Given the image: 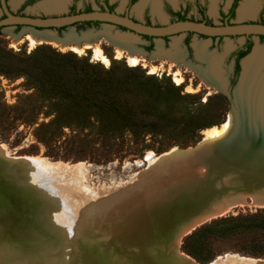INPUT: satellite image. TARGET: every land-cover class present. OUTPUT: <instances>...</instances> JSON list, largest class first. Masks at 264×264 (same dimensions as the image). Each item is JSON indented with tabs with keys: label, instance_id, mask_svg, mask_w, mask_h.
Returning a JSON list of instances; mask_svg holds the SVG:
<instances>
[{
	"label": "rangeland",
	"instance_id": "rangeland-1",
	"mask_svg": "<svg viewBox=\"0 0 264 264\" xmlns=\"http://www.w3.org/2000/svg\"><path fill=\"white\" fill-rule=\"evenodd\" d=\"M44 1L36 0L25 7L23 13L40 17L68 14L73 3V0H67L64 8L50 11L37 7ZM161 1L137 0L129 8L127 0H109V3L113 4L115 11L121 14L128 13L142 21L149 18L155 24H166L171 22L172 18L162 7ZM253 1L254 5L258 4L255 13L241 16L240 11L237 10L232 21L254 20L258 22L260 19L264 20V0ZM25 2L26 0H11L10 6L16 12ZM231 2L232 0H217L216 11H214L212 9L213 0H201L207 10L210 22L217 24H222V15L229 11ZM242 2L244 0H240L238 9ZM167 3L176 10L187 7L188 16L191 18H202L195 0H177L176 2L167 0ZM86 7L103 10L108 8V5L105 0L77 1V9L81 10ZM0 17H2L1 11ZM26 28L25 26L15 27L13 32L20 35ZM74 29L82 36L88 30L98 33L104 31L105 28L101 24L81 23L65 29L64 32L68 33ZM111 29L113 34L117 32L129 33L127 35L131 41L132 39L136 41L132 45L138 50V55L144 56L147 60H153L157 57L155 56L157 53L163 54V62L155 58V64L160 65L161 69L157 73L151 74L149 68L143 65L130 66L126 57L116 58L115 45L113 46L106 37H102L100 40L102 47L111 58L110 66H105L94 60L91 50H88L84 55H79L69 49L62 50L51 44H40L31 50L25 40L12 46L16 35L5 31L1 32L0 54L10 59L8 64L10 68L6 70L0 68V142L6 145L11 155L44 157L49 161H61L72 165L84 162L85 169L77 171L78 175L73 171L74 175L69 173L70 175L62 174L50 178L40 176L37 183L34 184V189L42 197L48 199L46 211H49L48 216L51 215V217L40 221L42 212L30 211L26 201L16 203L18 213L12 211L7 219H2L7 228L0 229V264H93L95 259L97 264H110L111 254L102 253L100 256L101 251L98 253L95 251L97 246L103 249L108 247L123 214L131 208L127 200L137 198L135 203H138L142 196L149 195L144 192L151 183L156 181V175L150 167L151 162L144 160L145 156L150 152L158 155L175 146L187 148L195 145L204 137V131L209 127L197 130L193 134V126L212 123L219 126L232 108L239 110L236 104L237 98L234 95V88L239 81V76L234 87H226V77L229 78L233 65L232 60L227 59V56L230 51L243 47L247 36L214 39L192 35L190 41L192 51L190 53L193 62H187L183 58L179 60V63H175L167 53L170 50L176 51L177 46L175 45H178L183 53H186L187 34L162 40L164 46L159 51L157 45L159 39H154L153 45L150 46V41L143 36L118 27H111ZM20 39H24V37H20ZM251 39L254 42L253 48L257 45L260 48L264 47V38L252 36ZM197 43L207 44V51L210 55L209 63L208 60L199 57L200 60L197 59L195 51ZM37 48V54H39L37 62L40 69L39 72H33L29 70L30 66L27 64L35 59H27L26 55L34 52ZM44 53H47L48 56H45ZM13 56L23 58L21 59L24 60L22 68L28 69L29 77L18 72L21 70L11 68L16 65ZM51 58L62 61L68 59V62L72 63L69 66L72 72L73 70L81 72L86 61L100 68L113 67L112 91L109 92L108 98H113L114 94L116 97L118 96L117 101L131 107L135 124L129 128L114 130L113 127H107L104 124H113L114 120L118 127L122 121L120 118L117 120V117L112 113L104 115L99 110H92L88 113V118L95 119V124L86 121L85 128H81L83 122L78 119L87 115L85 111L80 115L77 112H65L61 119H56L54 114H46L45 111L48 107L44 106L46 102H43V94L33 88L32 83L40 81L41 84L49 85L43 68L50 63ZM212 63L218 65L222 73L221 78L225 83L222 86L223 91L210 86L201 75L202 69L206 74V69ZM171 65V69L179 68L182 72L185 80L182 85L176 84L173 76L169 73ZM126 67H133L134 70L129 71ZM67 74L64 73V75ZM169 82L180 87L183 96L169 91L167 88ZM189 86L192 87V91L188 90ZM211 91L213 92L210 93ZM28 95L32 97L27 98ZM104 117L107 118L103 120ZM64 121H68L67 125L70 126H63ZM143 121H156L154 132L145 133ZM0 162L3 163L4 160L0 159ZM203 171L206 172V169ZM74 176L76 178H73ZM139 182L143 186L139 185ZM155 188L149 186L150 192L153 193L151 190ZM154 195L160 196L161 194ZM106 196L110 198L107 200ZM103 207L107 208L103 209ZM220 216L213 217L212 219H216H210L211 221L208 220L210 221H207L208 223H203L204 226L210 228L207 241L196 242L194 237L188 236L189 233L181 240L180 251L187 254L197 264H231L227 263V260L237 257L244 261H247L245 258H249V262L264 263V207L248 204L236 207ZM55 217H61L62 220L57 228H54L53 225ZM236 218L239 220L236 221ZM221 219H231L233 223L227 227L224 224H228V222L215 225ZM26 221L29 224H40L41 227L32 228L34 229L32 234L30 228L28 229L25 225ZM203 225L201 224L202 227ZM201 226L196 228L197 235L201 233L198 231L202 228ZM27 233L31 235V238H34V242L35 236L39 235L41 237L38 241L39 245L40 242L47 241L54 249L45 250L42 245H38V252L30 254L33 250L27 249L26 243L31 242L30 239L25 240ZM117 244L118 242L115 240L110 243V247ZM199 252L207 259L203 261L198 259L196 254ZM23 253H27L28 256L20 263L18 256ZM80 255L86 256V258L83 259V256ZM122 255L125 256V254ZM120 257L121 253L115 255L111 264H133L130 261L122 262ZM141 257L143 258L141 259ZM136 258V262H140V264L149 263L146 257L140 253Z\"/></svg>",
	"mask_w": 264,
	"mask_h": 264
},
{
	"label": "water",
	"instance_id": "water-1",
	"mask_svg": "<svg viewBox=\"0 0 264 264\" xmlns=\"http://www.w3.org/2000/svg\"><path fill=\"white\" fill-rule=\"evenodd\" d=\"M9 4V0H1L0 11L6 16L0 19V30L1 32L5 31L11 33V35H16L15 32H13L15 27L20 25L27 27L22 34L18 36H23L31 29H34L35 31L44 33L52 31L56 37L65 38L64 31L63 34L60 35L56 30L64 27L68 29L81 23L96 21L104 25L105 29L108 28L112 34L111 27H118L122 30H128L138 36L147 35L154 37V39H162L163 41L165 37L169 38L184 35L188 32L210 38L264 36V23L259 22L230 21L217 24L186 19L155 25L140 22L129 15H122L117 11L112 12L109 10L96 9L72 14L64 13L40 17L15 14L12 12V9L9 8ZM74 30L77 32L76 29ZM92 31L94 32V30ZM78 35L80 34L78 33ZM249 54L243 58L242 64ZM242 72L234 88V95L237 98L236 104L239 110L234 108L236 110V125L231 133L220 141H209L205 140L203 137L190 148L180 149V152L169 157L168 161H172V163L173 161L177 163L181 162L183 166H181V168L172 167L171 170H173V172L164 176V187L159 190V192L162 193L161 195H163L162 198H160V195L157 199L154 198L151 202L149 201L141 206L140 209H136L135 216H137V214H143L150 209H154L159 203H161L160 206L163 207L162 210L164 212L167 210V213L162 215L161 222L156 226L157 230L154 233L157 234V232H160L157 235V239L153 236L149 238L146 243L139 244L145 251L146 260L151 264H157L161 261L164 262L167 261V259L171 262L180 261L182 257L176 255L174 250L173 252L167 253L165 251L161 252L159 249L158 254L152 255L149 253L148 248L158 243L173 241L181 230V224L192 220L198 213L201 214L200 212H205L211 203L218 199L220 195L238 188L254 189L264 184V107H256L250 103L239 101L236 92L239 87ZM158 155H160V153ZM149 158L150 157L146 155L144 160L148 162ZM195 165H202L205 167L206 173L198 174ZM22 166L23 168L28 167L29 169L23 170L21 169ZM69 173H73V171L62 167L48 171L42 170L36 165H24L21 161H16L15 164L9 161L1 162L0 229L7 228L2 219H7L12 211L17 214L18 210L16 203L21 201H26L30 211L42 212L40 221L45 220V218L49 219L51 216H48L49 211H46L48 199L42 197V195L34 189V184L40 176H48L50 178L52 176L58 177L62 174L67 175ZM158 198L160 199L158 200ZM53 220L55 222L53 224L54 228L59 227L62 222L61 217H55ZM154 222H151L152 226L150 225V228H154ZM121 224L124 223L121 222L119 225ZM25 225L31 230L32 228L35 229L36 226H38V228L41 227L40 224H29L27 221ZM127 225L129 228L131 227V229L135 228L134 224ZM126 226H124V228H126ZM186 236L187 235H184L182 238L184 239ZM180 247L181 244L179 248Z\"/></svg>",
	"mask_w": 264,
	"mask_h": 264
},
{
	"label": "bare ground",
	"instance_id": "bare-ground-1",
	"mask_svg": "<svg viewBox=\"0 0 264 264\" xmlns=\"http://www.w3.org/2000/svg\"><path fill=\"white\" fill-rule=\"evenodd\" d=\"M173 1H176V0H173ZM66 2L67 0H46L45 2L39 4L37 7L39 9L56 11V10H60L64 8L66 5ZM213 2L214 4L212 5V9L216 11L217 0H213ZM239 7L240 8L238 10L240 11L241 16H248L250 14L255 13V11L258 8V4L254 5L253 0H244V2L240 3ZM127 34L129 33L119 32L114 35L107 28L104 31H101L98 33H94L92 30H88L85 33H83L82 36H80L75 30H72L68 33H65V38H58L52 31H48L44 33L41 31H35L34 29H31L23 36L16 35V40L14 41L12 46H15L16 44L20 43V41L25 40L28 42V45L31 50H33L40 44H51L53 46L59 47L62 50L69 49L75 53H78L79 55H84L88 52V50H91L94 60L103 63L105 66H110L111 58L106 53L104 48L102 47L101 40H100L102 37H106L113 46L115 45L116 58L120 59V58L126 57L130 66L143 65L144 67L149 68L151 74L157 73L161 69V66L155 64V60H156L155 58H157L158 60H162L163 62L164 60L163 54L157 53L155 54V56L157 57L153 58V60H147L144 56L138 55V50H136V48L133 47L132 45L136 41L133 39L131 41V39L129 38V35ZM20 37H24V39H20ZM175 46H177L176 51L170 50L168 51L167 55L170 57V59L173 62L179 63V60H182L184 58V53L182 49L179 48L178 45H175ZM161 50H162V47L159 45V51ZM196 50H197V54L199 58L205 59L208 61L210 60V55L207 51V47L205 43H197ZM133 61H135V63H132ZM263 67H264V47L260 48L257 45V47L253 48L251 53L243 61V72H242L238 90L236 92V95L239 98L240 102L250 103L252 105H255L256 107H264V70H262ZM171 68H172V65L170 67L169 73L173 76L174 82L178 85H182L185 81L184 77L182 76V72L180 71L179 68L177 69H171ZM201 72H202L201 74L202 77L205 79L206 82L208 81L210 86L216 89L223 90L222 86H224L225 83L221 78L222 73L218 65H216L215 63H212L206 69V74L203 73L205 72V70L203 69ZM188 90L192 91V87L189 86ZM212 92L213 91H211L210 93ZM235 125H236V110L232 108V110L228 113L226 119L223 121L222 124H220L219 126L214 125V126H211L205 129L204 139L209 140V141H220L226 136H228V134L231 133ZM180 149H183V148L175 146V147H172L170 150H167L161 153L160 155L153 154V152H150L147 154V157H150L148 159V161L151 162L150 167L155 171L154 175H156V181L151 183L149 186L150 187L152 186V188L153 187L154 188L156 187V188L154 190L152 189L151 191H153V193H151L149 190V186H148L144 194L148 193L150 197H148L149 195L144 196V197L140 196L141 198L140 197L139 198L141 199V201L138 202L139 204L135 203L137 198L128 199L127 202L131 208L123 214L121 221L118 223L115 234L112 236V238L109 241L108 247L103 249L97 246V249L95 252L98 253L101 251L100 256H102V253L111 254L112 259L110 261V264L111 262H113L115 255H118L120 253H121L120 258L122 262L130 261L133 264H140V262H136L137 260L136 256L139 253L142 254V256H145L144 254L145 251L142 249V247L139 244L146 243L148 239L152 238L153 236H155L157 239V235L160 232L159 233L157 232V234L154 233L157 230L156 226L157 224L161 222V217L164 213H167V210L166 212H164L162 210L163 207L160 206L161 203H159L154 209H150L143 214H137V216H135L136 209H140V207L146 204L147 202L149 201L151 202L152 199L154 198L157 199V197H160L159 195H154V194L156 193L162 194L161 192H159V190L162 187H164L163 186L164 176L173 172V170H171L172 167L181 168V166H183V163L181 162L177 163L173 161L172 163V161L171 162L168 161L169 157H171L175 153L180 152L181 151ZM0 159H3L4 161H9L12 164H15L16 161H21L22 163H24V165H36L38 168L42 170H48V171L49 170L52 171V170L62 167L64 169H69L70 171H75L76 175H78L77 171L85 169L84 162H79L77 164L72 165V164L61 162V161H58V162L49 161V160H46L44 157H33V156H28V155H25V156L11 155L9 154V151L6 145L1 142H0ZM195 166H196V171L198 174L206 173L203 171L206 168L203 167L202 165L200 166L195 165ZM21 168H23V166ZM73 178H76V177L74 176ZM139 185H141L140 182H139ZM141 186H143V184ZM162 197L163 195H161L160 198ZM109 198L110 197H108L107 200ZM160 198H158V200ZM248 204H251L253 206H258V207H264V184L254 189L238 188V189H235L229 192H225L224 194L220 195L218 199L214 200V202L211 203V205L207 208L205 212L202 211L203 213L202 212H200L201 214L198 213V215L194 216L192 220L181 224L180 226L181 230L177 234V237L174 239V241L167 242V243H160V244L158 243L154 246H149L148 251L152 255H156L159 253L158 252L159 249L161 252L165 251L167 253L173 252L174 250L176 255L182 257L180 261L171 262L170 260L167 259V261H164V262L161 261V262H158L157 264H197L193 262L187 254L180 251L179 246L182 243L181 241L183 239L182 236L188 235L189 233L194 231V229H196L198 226H201V224L203 225V223L205 224V222L207 223V221L212 219L213 217L223 215V213L227 211H231L232 209L236 207H240V206H244ZM105 208L103 207V209ZM121 222H123L124 224L119 225ZM151 222H154L153 223L154 228H150ZM127 224L129 225L134 224L135 228L131 229V227L129 228ZM124 226H126V228H124ZM121 229H123V231ZM33 230L34 229L32 230L30 229V231H32V234H33ZM35 238L36 240L34 242L33 240L34 238H31V235L29 233L26 234L25 240L30 239L31 241L30 243H26V245H28L27 249L33 250L30 254L36 251L38 252L37 247L41 245H42V248L45 250L54 249L51 243H48L47 241L40 242V245H39L38 241H40L41 239L40 236H35ZM115 240H117L118 244L114 245V247H110V243H113ZM122 254H125V256H123ZM27 256H28L27 253L20 254L18 256L19 262L21 263L22 260H24V258ZM70 258L72 259V257ZM84 258H86V256H83V259ZM142 258L143 257H141V259ZM237 258L228 259L227 263L264 264V263L249 262L248 261L249 258L248 259L245 258L247 261L237 259ZM74 259L75 258H73V261H75ZM119 259H117V261H119ZM96 261L97 260L95 259L93 264L96 263ZM70 262H72V260H70ZM9 264H12V263H9ZM148 264H150V262Z\"/></svg>",
	"mask_w": 264,
	"mask_h": 264
},
{
	"label": "trees",
	"instance_id": "trees-1",
	"mask_svg": "<svg viewBox=\"0 0 264 264\" xmlns=\"http://www.w3.org/2000/svg\"><path fill=\"white\" fill-rule=\"evenodd\" d=\"M238 1L239 0H235L228 16L229 19L235 18V9L237 7ZM88 11H91V9H89ZM110 11L114 12L113 6H110ZM186 19L187 18L184 15H181L178 18V20ZM205 19H207L206 15ZM89 23L100 24L99 21ZM146 37L151 38V36ZM261 37L264 38V36ZM252 46L253 41L249 40L246 44L247 49L242 51L240 56L243 57L248 54L251 51ZM37 50L38 48L34 52H31L29 55H26L27 59H35L34 61H30L27 64L30 66L29 70H32L33 72H39L40 69L37 62V59L39 57V54H37ZM44 55L48 56L47 53H44ZM74 56L76 57V55ZM12 58L15 59H13V61L16 65L15 67L11 68L21 70L18 72H22V75L29 77V75H27L29 74L28 69L22 68L24 60L21 59L23 58L19 56H13ZM9 60V58H5L4 56H2V54H0V68L4 70L10 68V66L8 65ZM71 65L72 63H69L68 59L62 61L51 58L50 63L43 68L46 72V79L48 80L49 85L41 84L40 81L33 82L31 79H28L33 82V88L38 89V91L42 92L44 99L43 102H46V105L44 106L48 107V109L45 111L46 114H54L56 119H61L63 118V115H65V112H77L80 115L85 111L87 115H84L80 119H78L80 122H83L81 128H85L84 124L86 123V121L90 122L91 124H95V119H92L90 117L88 118V113H90L92 110H99L100 112L104 113V115L112 113L115 115V117H117V120L118 118H120L122 121L121 125L118 127L116 121L114 120L112 121L114 125L110 123L104 124V126L113 127L114 130H119L120 128H129L135 124L131 107H129L127 104H123L122 102L117 101L118 96L116 97V95L114 94L112 95L113 98H108L110 95L109 92L112 91L111 82L113 79V67L109 69H106L104 67L100 68L97 65L86 61L85 67L81 72L79 70H73L72 72L69 69V66ZM126 69L129 71L134 70L133 67H126ZM64 73L68 74L64 75ZM167 88L169 91L176 93L179 96H183L181 94L180 87H178L174 83H167ZM26 97L31 98L32 96L28 95ZM105 118L107 117H104L103 120H105ZM142 123L145 129V133L150 134L151 132H154L153 128L156 125V121H143ZM67 124H69L68 121H64L63 126H70ZM212 125L215 124H200L193 126L192 133L195 134L197 130L204 129ZM235 220L238 221L239 219L236 218ZM221 222H228V224H224L225 227H227L230 223H233L231 219H221L220 221H217L215 225H219ZM209 229V226L206 227L203 225L201 229H197L199 233L201 232L199 235L196 234L195 230L192 234H189L188 236L192 238L194 237V240L196 242L203 243L204 240H208V234L210 231ZM196 257L202 261L207 259L203 257L201 252L197 253Z\"/></svg>",
	"mask_w": 264,
	"mask_h": 264
},
{
	"label": "flooded vegetation",
	"instance_id": "flooded-vegetation-1",
	"mask_svg": "<svg viewBox=\"0 0 264 264\" xmlns=\"http://www.w3.org/2000/svg\"><path fill=\"white\" fill-rule=\"evenodd\" d=\"M9 1H11V0H9ZM36 0H26V2L21 6V9L20 10H18V11H13V9L11 8V6H10V4H9V8L10 9H12V12L13 13H15V14H21V15H27V14H25V13H23V10H24V8L25 7H27L28 5H30V4H32V3H34ZM46 1V0H45ZM44 1V2H45ZM77 1L78 0H73V3H72V5H71V9H70V11H69V13L68 14H72V13H77V12H85V11H88L89 9H91V10H93V7H86V8H84V9H81V10H79V9H77L76 8V6H77ZM137 0H127V6H128V8L129 7H131L135 2H136ZM173 1V0H172ZM177 1V0H176ZM175 1V2H176ZM196 1V4L198 5V7H199V10H200V12H201V14H202V18H200V19H197V18H191V17H189L188 16V11H187V7H184V9H181L180 8V10H176V9H173V7L171 8L170 6H169V4L167 3V0H162L161 1V3H162V7L165 9V11L167 12V14L169 15V16H171V18H172V21L171 22H173V21H176V20H178V18H179V16H181V15H184L187 19H191V20H197V21H207V23H213V22H210V20H209V17H208V15H207V10H206V8H205V6L201 3V0H195ZM105 2L107 3V5H108V8H105V9H103V10H109L110 11V6H113V4H110L109 3V0H105ZM234 2H235V0H232V2H231V5H230V9H229V11L227 12V13H223V15H222V24L223 23H226V22H230V21H232L233 19H229L228 18V16H229V13H230V10H231V8H232V6H233V4H234ZM239 2H240V0L238 1V3H237V7H238V4H239ZM173 5V4H172ZM178 7H179V5H178ZM178 7H176V8H178ZM236 7V9H235V15H236V11H237V8ZM0 9H1V0H0ZM113 10L115 11V8H114V6H113ZM121 14V13H120ZM1 15H2V17H0V19L1 18H3V17H5L6 15L5 14H2L1 13ZM122 15H129L128 13H124V14H122ZM205 15L207 16V19H205ZM129 16H131V15H129ZM132 17V16H131ZM133 19H135V20H138V21H140V22H143V23H146V24H155V23H153L151 20H149V18H147L146 20H139V19H137V18H134V17H132ZM250 22H257V21H250ZM259 23H264V20L263 19H260L259 21H258ZM89 23V22H88ZM89 24H93V25H100V24H94V23H89ZM155 25H161V24H155ZM18 27H21V25L20 26H18ZM65 28L66 27H64V28H59V29H57L56 30V32L58 33V34H60V35H62L63 34V31L65 30ZM187 34V37H186V39H185V44H186V47L188 48H186V53H184V58H185V61H187V62H193V60L191 59V51H192V47H191V37H192V35H195V33H191V32H188V33H186ZM147 35H143V37H145L147 40H149L150 41V46L151 45H153V43H154V37H152L151 36V38H149V37H146ZM206 37V36H205ZM251 37L252 36H247V41L245 42V45L243 46V47H238V48H236V49H234V50H232V51H230L229 53H228V56H227V59H231L232 60V63H233V65H232V70H231V73H230V75H229V78H227L226 77V87L227 86H231V87H234V85L236 84V80H237V78H238V76L240 77V74H241V72H242V70H243V64H242V60H243V58L247 55H245V56H243V57H241L240 55H241V52L242 51H244V50H246L247 49V47H246V44H247V42L249 41V40H251V41H253L252 39H251ZM261 37V36H260ZM168 37H165V39H167ZM214 39L215 38H219V37H213ZM253 45H254V42H253ZM194 48H195V45H194ZM252 49H253V46H252ZM252 49H251V51H252ZM189 51V52H188ZM195 51H196V57H197V59L198 60H200L199 58H198V56H197V50H196V48H195ZM251 51L249 52V53H251ZM248 53V54H249ZM208 63H209V61H208ZM210 66V65H209ZM208 66V67H209ZM225 74V73H224ZM226 76V75H225Z\"/></svg>",
	"mask_w": 264,
	"mask_h": 264
},
{
	"label": "crops",
	"instance_id": "crops-1",
	"mask_svg": "<svg viewBox=\"0 0 264 264\" xmlns=\"http://www.w3.org/2000/svg\"><path fill=\"white\" fill-rule=\"evenodd\" d=\"M159 40H160V42H159ZM158 40V43H157V45H158V48H159V45L161 46V47H163L164 46V43H163V41L161 40V39H159ZM174 40V39H173ZM162 42V43H161ZM171 45H172V43H171ZM207 45V44H206ZM173 46V45H172Z\"/></svg>",
	"mask_w": 264,
	"mask_h": 264
},
{
	"label": "snow or ice",
	"instance_id": "snow-or-ice-1",
	"mask_svg": "<svg viewBox=\"0 0 264 264\" xmlns=\"http://www.w3.org/2000/svg\"><path fill=\"white\" fill-rule=\"evenodd\" d=\"M132 63H135V61H133Z\"/></svg>",
	"mask_w": 264,
	"mask_h": 264
}]
</instances>
